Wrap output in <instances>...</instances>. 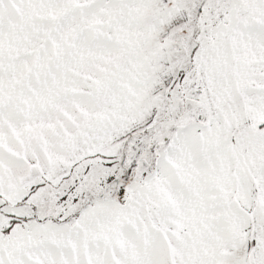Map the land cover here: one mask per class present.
Wrapping results in <instances>:
<instances>
[{
  "label": "snow or ice",
  "instance_id": "6c2138e0",
  "mask_svg": "<svg viewBox=\"0 0 264 264\" xmlns=\"http://www.w3.org/2000/svg\"><path fill=\"white\" fill-rule=\"evenodd\" d=\"M0 264H264V0H0Z\"/></svg>",
  "mask_w": 264,
  "mask_h": 264
}]
</instances>
